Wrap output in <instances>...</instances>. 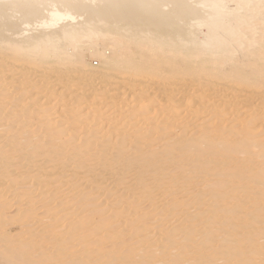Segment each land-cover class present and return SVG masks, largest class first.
Segmentation results:
<instances>
[{"label":"bare ground","instance_id":"bare-ground-1","mask_svg":"<svg viewBox=\"0 0 264 264\" xmlns=\"http://www.w3.org/2000/svg\"><path fill=\"white\" fill-rule=\"evenodd\" d=\"M0 264H264V0H0Z\"/></svg>","mask_w":264,"mask_h":264},{"label":"rangeland","instance_id":"rangeland-1","mask_svg":"<svg viewBox=\"0 0 264 264\" xmlns=\"http://www.w3.org/2000/svg\"><path fill=\"white\" fill-rule=\"evenodd\" d=\"M97 60L94 62V65L97 66ZM99 65V64H98ZM17 230H20V228L18 226L14 227V232H18Z\"/></svg>","mask_w":264,"mask_h":264}]
</instances>
